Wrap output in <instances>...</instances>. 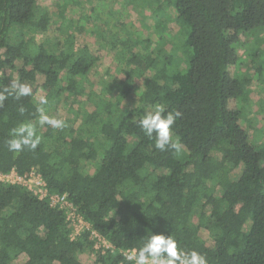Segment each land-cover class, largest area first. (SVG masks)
<instances>
[{"label":"trees","instance_id":"obj_1","mask_svg":"<svg viewBox=\"0 0 264 264\" xmlns=\"http://www.w3.org/2000/svg\"><path fill=\"white\" fill-rule=\"evenodd\" d=\"M73 4L81 1L59 0L52 18L38 0H0V89L10 85L5 65L23 59L21 83L44 76L45 110L67 105L64 118L53 115L65 121L56 129L37 123L34 90L8 96L0 107V172L24 176L35 169L90 228L74 236L65 208L0 181V264L23 253V264H84L78 252L86 249L97 264H126L122 253L138 251L152 232L171 234L208 264H264V121L248 118L246 109L253 79L264 80V0H114L109 9L93 5L78 18ZM145 7L156 41L149 25L120 22L128 9ZM171 8L177 36L167 33ZM52 21L62 38L37 42L34 33L49 30ZM80 33L100 37L121 66L100 91L88 74L102 52L89 42L78 46ZM239 46L255 62L253 74L230 71L240 61ZM133 90L141 104L182 113L173 125L181 153L160 151L142 132L141 115L123 104ZM259 107L264 114V101ZM27 120L37 123L41 143L13 153L6 145L10 131ZM243 121L257 123L254 138ZM100 154L91 173L86 163ZM93 230L108 245L97 247Z\"/></svg>","mask_w":264,"mask_h":264},{"label":"rangeland","instance_id":"obj_2","mask_svg":"<svg viewBox=\"0 0 264 264\" xmlns=\"http://www.w3.org/2000/svg\"><path fill=\"white\" fill-rule=\"evenodd\" d=\"M59 0H38V6L42 9H47L50 13L52 18L56 17V11H57V2ZM81 4H73L71 5V9L74 10V16L78 18L81 13L89 12L91 10V7L93 5L102 7L103 9H109L114 5V0H80ZM82 2L84 4H82ZM101 8V9H102ZM169 19L167 22L168 25V31L170 34H173V36H177L176 32L179 29L178 24L171 19V17H174L176 13L174 10L169 9ZM152 10L149 7L145 8H139V9H128L122 14L120 22H129L131 21L134 23L136 27L142 28L144 25H149L152 28H149L148 35L153 39V41H156L158 38L157 31L153 28V21L151 18ZM120 28V27H119ZM146 33V34H147ZM30 35H33V32L30 33ZM35 38L37 39V42H43V41H59L62 36L55 30L54 22L52 21L51 27L47 31H37L34 33ZM262 37H264V32L261 34ZM249 40L248 37H246V41ZM92 44L94 49H99L102 52V58L101 60L94 65V67L90 70L88 77L90 79L95 80L94 88L97 91L102 90L103 86L112 80L113 76H118L121 71V66L118 63V61L115 58L114 53L110 49V47H101L102 45H105L103 40L100 37L90 35L88 33H80L77 35V45L81 46L85 43ZM106 46V45H105ZM238 54L240 55V61L237 65H233L230 67L231 73H237V72H249L250 74H253L255 72L256 64L251 59L247 49L245 46H239L238 47ZM264 60H262L263 62ZM24 66L23 59H18L15 62L14 67L11 66L10 63H7L4 68L3 74L8 76L10 80V84L12 81H19L20 82V76L18 73V69ZM152 71L149 72L151 74ZM44 81V76L41 74L37 75L36 81L33 82L31 85L32 90L35 92L36 96V102L39 103L40 99L44 97L45 91L42 89L41 84ZM263 85H260L257 79H253V82L251 84V93H250V103L246 104L247 114L248 118H251L252 120H255L256 116L259 117V120L264 121V114H257L258 110L260 109L259 106H261L262 102L264 101V80ZM109 98H115V93H112L108 96ZM85 101V100H84ZM248 101V102H249ZM85 104L87 105V108L92 110L94 107L92 104L85 101ZM123 104L126 106H129L130 108H133L137 111L139 115H143L145 109H150L154 105H144L141 104L139 101V94L138 90H133L132 94L123 101ZM79 105L77 104L76 107ZM67 111V105L64 103H61L58 105V107L55 109H52L50 111H46V114L53 116L57 115L59 117L64 118L66 116ZM243 125L247 126V123L243 121ZM257 123H254L252 127H248L249 134L251 138H254L255 136V129L257 127ZM176 137V136H175ZM262 140L264 141V135ZM102 158V154L99 155V158L94 163H86L87 168L89 167V170L91 173H93L100 165ZM241 169H237V173L240 172ZM196 219H198V216H196ZM205 238L207 235L203 233ZM207 239H209L207 237ZM211 243V240H208ZM78 258L79 260L84 264H97V257L94 252H92L89 249L83 250L78 252ZM28 259V256L23 253L19 255L17 258L13 259L11 264H23Z\"/></svg>","mask_w":264,"mask_h":264},{"label":"clouds","instance_id":"obj_3","mask_svg":"<svg viewBox=\"0 0 264 264\" xmlns=\"http://www.w3.org/2000/svg\"><path fill=\"white\" fill-rule=\"evenodd\" d=\"M32 94V87L27 83L12 81L11 84L0 89V107L8 96L14 95L16 99ZM46 97H42L36 108L39 113L38 124L48 125L56 129L65 126V121L46 114ZM24 111L23 107L20 109ZM182 113L180 111H167L163 104H156L150 109H145L138 121L142 132L155 139V147L160 151L174 150L177 154L183 151V145L178 137L173 136V125ZM37 123L27 120L11 129L10 138L6 141L9 151L21 152L25 149L34 151L41 143V136L37 133ZM126 264H208L207 258L199 251L187 250L179 246L178 241L171 234L154 233L147 235L143 245L137 251H124L122 253Z\"/></svg>","mask_w":264,"mask_h":264},{"label":"built area","instance_id":"obj_4","mask_svg":"<svg viewBox=\"0 0 264 264\" xmlns=\"http://www.w3.org/2000/svg\"><path fill=\"white\" fill-rule=\"evenodd\" d=\"M0 181L6 184H21L26 186L41 198L49 197L51 205L65 208L67 220L69 221L71 229H73L74 236L80 234L84 229L90 228V224L77 212L76 207L66 195L51 194L49 192L46 182L35 169L30 174L24 176L20 175L15 169L9 173L0 172ZM92 234L97 238V247L108 245L106 240L97 231L93 230Z\"/></svg>","mask_w":264,"mask_h":264}]
</instances>
